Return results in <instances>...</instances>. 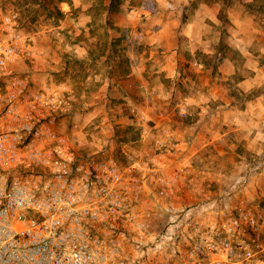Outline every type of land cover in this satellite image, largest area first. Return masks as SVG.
Segmentation results:
<instances>
[{
  "label": "built area",
  "instance_id": "built-area-1",
  "mask_svg": "<svg viewBox=\"0 0 264 264\" xmlns=\"http://www.w3.org/2000/svg\"><path fill=\"white\" fill-rule=\"evenodd\" d=\"M33 42L0 9V264H264V211L248 186L200 203L159 149L79 153L57 130L52 87L15 70L38 66Z\"/></svg>",
  "mask_w": 264,
  "mask_h": 264
},
{
  "label": "rangeland",
  "instance_id": "rangeland-1",
  "mask_svg": "<svg viewBox=\"0 0 264 264\" xmlns=\"http://www.w3.org/2000/svg\"><path fill=\"white\" fill-rule=\"evenodd\" d=\"M123 5L122 0H0V9L17 13L23 29L33 37L38 66L32 67L30 62H19L15 64V70L29 76L38 87H52L55 103L61 107L56 113L57 130L70 135L79 153L83 154L110 153L123 160L128 149L139 153V157H146L151 150L149 154L156 153L155 150L159 149L158 153H166L167 164L170 166L166 175L171 174L175 166L180 165L183 169L174 186H196L195 194L200 203L218 198L225 192H230L234 186H264V176L261 180L259 174L256 175L257 169L260 173L264 168V158L261 160L253 155L249 158L240 157L241 152L238 150L243 148V140L239 132L232 135V144H222L228 150L235 146L237 151L221 155L220 143L213 144L207 153L211 157L207 161H198V165L213 167V174L208 175L199 174L196 163L192 166L185 160V155L179 159L174 158V151L164 150L167 147L159 144L156 137L146 145L141 131L131 128L133 125L128 120L137 118L139 110L131 111L126 106L130 96L124 89L132 91L133 100L139 107L140 114H143L144 93L138 87H142V83L139 82L140 79L134 80L129 75L137 71L134 61L138 56L148 58L157 54L158 48L147 44L150 37L148 32H141V15H135L134 27L130 26L133 23H129L128 30L127 16L119 12ZM140 5L142 0L134 1L135 7ZM232 5H238V2L211 0L212 8L223 7L220 15L222 25L203 37L200 36L199 26L197 30L200 31L196 32L200 39L199 47L195 49L188 45L181 55L190 57L199 54L200 57L209 59V68L219 67L217 60L223 50L228 56L237 55L234 48L221 45L222 41L219 45L213 44L220 36L225 42H229V38L234 35L225 14V9ZM117 10L119 11L115 14ZM128 20L132 19L129 17ZM237 59L238 64H241V58ZM190 65H197L198 70L204 69L200 66L201 63L182 61L183 68H189ZM146 66L145 70L151 74L159 69L157 64ZM112 73L119 85L113 91L110 81ZM156 76L152 79L153 83L158 80ZM200 81L198 78L197 82ZM171 82V79H167L169 85ZM231 83L234 93L236 92L234 97L240 98L236 85L238 78ZM175 97L179 96L172 95L168 99L174 104L175 100H179ZM156 103L158 104V100ZM158 112V109L149 111L152 115ZM164 175L165 173L152 174L150 186H162L161 178ZM180 193L187 195V190L181 189ZM158 200L152 194L147 203L152 211L164 210ZM261 210L264 211V204L261 205ZM167 223L166 219L155 222V225L153 223L154 231H159Z\"/></svg>",
  "mask_w": 264,
  "mask_h": 264
},
{
  "label": "crops",
  "instance_id": "crops-1",
  "mask_svg": "<svg viewBox=\"0 0 264 264\" xmlns=\"http://www.w3.org/2000/svg\"><path fill=\"white\" fill-rule=\"evenodd\" d=\"M122 1L124 5L115 14L119 11L127 16V27L129 23H133L130 26L134 27L135 15H141V32H148L150 37L147 44L158 48L157 54L148 58L138 56L134 61L136 74L129 75L134 80L140 79L142 83V87H138L144 93L143 114H140L133 100L132 91L124 89L130 96L126 106L131 111L139 110L137 118L128 121L133 125L131 128L141 131L143 142L147 145L153 142L154 137L158 138L157 141L165 145L166 150L174 151V158L185 155V160L192 166L195 162L199 174L211 175L214 172L209 165H198L200 159L207 161L211 157L207 156L211 145L220 143L221 155L237 151L235 146L230 147V150L226 146L222 147V144L234 142L232 135L236 132L243 140V148L238 150L241 152L240 157L249 158L253 155L255 158H264V0H231L238 2V5L227 7L225 14L234 35L229 38V42L220 36L213 44L219 45L222 41L221 45L234 48L239 55L228 56L223 50L217 60L219 67L212 68H209V59L199 54L184 57L181 53L188 45L195 49L199 47L200 39L196 35L200 31L197 30L199 26L200 36L203 37L222 25V6L212 8L211 0H142L139 7L134 6L135 0ZM129 17L132 20L129 21ZM238 57L241 58V64H238ZM182 61L201 63L204 69L198 70L197 65L183 68ZM151 63L159 67L152 74L145 70L148 67L146 65ZM216 67L219 69L216 70ZM155 75L158 80L153 83ZM236 77L240 98L234 97L236 92L231 87V81ZM198 78L201 79L199 83ZM167 79L172 80L171 85ZM116 80L112 73V91L119 86ZM172 95L179 96L175 97L179 100H175L174 104L168 99ZM153 109L159 112L152 115L149 111ZM256 173L262 180L264 168L260 173L257 169ZM261 187L264 190V186Z\"/></svg>",
  "mask_w": 264,
  "mask_h": 264
},
{
  "label": "flooded vegetation",
  "instance_id": "flooded-vegetation-1",
  "mask_svg": "<svg viewBox=\"0 0 264 264\" xmlns=\"http://www.w3.org/2000/svg\"><path fill=\"white\" fill-rule=\"evenodd\" d=\"M248 195H250L251 199L257 200L261 208V205L264 204V190L262 189V187L261 186H248Z\"/></svg>",
  "mask_w": 264,
  "mask_h": 264
}]
</instances>
